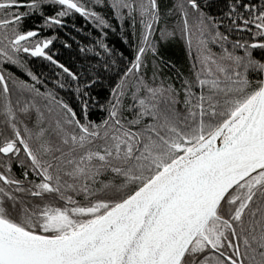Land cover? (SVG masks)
<instances>
[{"label":"snow or ice","instance_id":"obj_1","mask_svg":"<svg viewBox=\"0 0 264 264\" xmlns=\"http://www.w3.org/2000/svg\"><path fill=\"white\" fill-rule=\"evenodd\" d=\"M215 3L0 0V264H264V0Z\"/></svg>","mask_w":264,"mask_h":264},{"label":"trees","instance_id":"obj_2","mask_svg":"<svg viewBox=\"0 0 264 264\" xmlns=\"http://www.w3.org/2000/svg\"><path fill=\"white\" fill-rule=\"evenodd\" d=\"M212 3L213 6L209 8L208 11L212 14H217L218 6L216 5L215 0H212ZM77 27L82 28V31L79 33H77L76 31H72L69 33V35L71 37H74L75 39L69 40V42L73 45L71 50H61L62 62L72 61L73 63H79V60L75 59L77 52L76 42L85 43L96 34V30L89 23H86L83 19L78 20ZM109 42L111 46L124 51L126 55H130V51L128 50L127 45H124L118 36L110 34ZM162 54L165 59L170 60L172 63L176 64L177 68H180L182 71H186L192 62V57L195 55V51L193 49L192 54L190 55L185 41L182 39H178L165 46L162 50ZM37 68L38 70L45 73L49 72V69L46 65H37ZM61 94L63 95V93ZM98 115L99 113H94L93 119H95Z\"/></svg>","mask_w":264,"mask_h":264}]
</instances>
